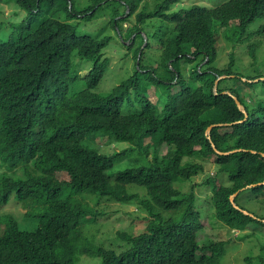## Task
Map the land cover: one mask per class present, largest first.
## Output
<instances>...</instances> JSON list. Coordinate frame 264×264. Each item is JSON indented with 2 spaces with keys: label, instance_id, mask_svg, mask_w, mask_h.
<instances>
[{
  "label": "trees",
  "instance_id": "1",
  "mask_svg": "<svg viewBox=\"0 0 264 264\" xmlns=\"http://www.w3.org/2000/svg\"><path fill=\"white\" fill-rule=\"evenodd\" d=\"M78 1L0 0L28 12L0 20V206L16 202L28 221L0 216V264H221L227 242L198 239L207 211L230 229L264 227V213L251 206L264 201V0ZM102 13L103 28L78 29ZM108 28L123 36L135 73L102 94ZM219 31L234 47L247 43L262 68L247 74L234 54L223 58ZM150 47L157 61L146 65ZM147 83L162 90V109ZM105 137L172 149L112 171L133 149L107 155ZM207 161L216 168L198 186L209 192L194 184L183 192L179 185L205 173ZM101 198L146 212L144 229L119 230L117 246L96 241L89 226L111 216L92 206ZM257 260L264 264V244Z\"/></svg>",
  "mask_w": 264,
  "mask_h": 264
},
{
  "label": "rangeland",
  "instance_id": "2",
  "mask_svg": "<svg viewBox=\"0 0 264 264\" xmlns=\"http://www.w3.org/2000/svg\"><path fill=\"white\" fill-rule=\"evenodd\" d=\"M78 3L79 1L76 0ZM83 1V0H82ZM88 2V0H86ZM220 0H182L181 5L184 7H190L193 4H200L204 6L213 7ZM223 1V0H222ZM18 12L17 16H14V12ZM27 10L18 7L15 3L12 2H3L0 3V20L12 18L13 20H20L27 15ZM13 15V16H12ZM109 18L105 13L92 18V21H83L80 23L78 29L80 31H94L96 29H101L104 27V23L108 21ZM74 21V20H73ZM129 23L125 24L124 28L127 27ZM106 25V24H105ZM256 28L253 27L251 32ZM112 32V31H111ZM113 33V32H112ZM107 35L112 37L108 46L105 48V56L110 59V64L108 69L103 76L102 82L98 86L97 90L99 93L108 94L111 90L119 84L121 81L129 78L135 73L133 66V61L130 56H127V49L123 46V36H118L110 33L108 28ZM134 37V36H133ZM218 46L220 54L223 58L227 57L232 53L235 56L236 64L240 70L247 69L249 74L250 71H259L263 62L258 58L254 60L251 54H247L248 47L247 43H240V46L234 47L233 42H228L223 36L222 31H219L218 36ZM139 39L137 40V42ZM126 42V41H125ZM145 45V44H144ZM264 48V44H263ZM151 51V52H150ZM156 49L150 47L147 50V62L144 64L151 65L150 61H157L155 55ZM246 53V54H245ZM159 54V53H156ZM239 56L241 59H239ZM237 57V58H236ZM220 60V64L223 65L225 62ZM90 65V63H89ZM88 69L82 70L81 74L87 72ZM146 70V69H145ZM191 71V70H189ZM149 74V73H147ZM223 79V78H222ZM221 79V80H222ZM258 81H253L257 83ZM144 87L147 88L146 93L151 96L152 89H155V96L157 100L155 101L159 109L163 108L162 101L159 100L161 89L158 88L154 83L145 84ZM259 87V85H258ZM257 87V88H258ZM247 88H251L247 86ZM259 94L258 98H263L261 93V87L258 88ZM155 98V97H153ZM104 143L100 145L101 152H104L107 155H111L116 152H122L127 148H132L131 153H126L121 161H118L115 166L112 168V171L123 170L128 167H137L138 165H148L156 155L158 160H161L169 150L172 149L171 146L160 143L158 145L153 144L151 139H147L142 146H133L126 141H110L108 137L103 138ZM149 146L148 154H142L140 148ZM190 158L186 157L184 161H188ZM216 166L211 162L207 161L205 163V173L198 175L193 178V181L188 182L187 184H180L179 187L183 192L189 191L191 185L194 186V190L199 194L203 192H209L208 188L205 186H198L204 182L208 174H213ZM15 178L20 179L24 178L23 171L16 173ZM133 187H130L131 191ZM135 192H141L140 189H133ZM204 198V196H202ZM92 206L98 211H104L105 213L110 212L111 216L106 222L100 223V225H91L88 228V233L95 238L96 241L105 242V244L117 246L119 243L117 232L119 230L128 231L130 233H139L141 232L145 225L143 217L146 216V212L137 208L136 205L130 204V206H120L118 202L108 200L106 198H101L97 205L92 204ZM251 206H257L260 209V214L264 213V201H259L258 203H252ZM26 209L20 206H17L16 202L10 201L7 205L0 206V216L12 214L13 217H16L23 224H28V221L25 220ZM171 212H165V216H169ZM207 221L206 225L203 227L202 231L199 233L198 239L204 245H209L212 243L210 239L213 240H224L226 244V254L223 258L221 264H247L246 257L250 256L256 259L253 264H260V261L257 260L258 256L261 254V248L264 244V227L260 229L256 226L250 227L246 230L239 231L237 229H230L227 225L217 220L214 214L211 211H207L206 214ZM5 224H0V234L3 233L5 229ZM202 244V245H203ZM100 263V259L92 260L87 264H96ZM81 264V263H79Z\"/></svg>",
  "mask_w": 264,
  "mask_h": 264
},
{
  "label": "water",
  "instance_id": "3",
  "mask_svg": "<svg viewBox=\"0 0 264 264\" xmlns=\"http://www.w3.org/2000/svg\"><path fill=\"white\" fill-rule=\"evenodd\" d=\"M216 85H217V81H216ZM215 89H216V86H215ZM236 102H237V105L238 107L245 112V109L244 107L241 105V103L237 100V98H235ZM246 116H247V113H246ZM211 130V126L208 128V131L207 133H209V131ZM264 183V182H263ZM231 200L234 201V196L231 197Z\"/></svg>",
  "mask_w": 264,
  "mask_h": 264
},
{
  "label": "clouds",
  "instance_id": "4",
  "mask_svg": "<svg viewBox=\"0 0 264 264\" xmlns=\"http://www.w3.org/2000/svg\"><path fill=\"white\" fill-rule=\"evenodd\" d=\"M221 79V78H220ZM219 80V79H218ZM218 80H217V82H218ZM215 90H217V87H216V89ZM244 112V111H243ZM248 114V113H247Z\"/></svg>",
  "mask_w": 264,
  "mask_h": 264
}]
</instances>
